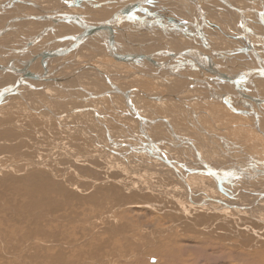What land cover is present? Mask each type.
Wrapping results in <instances>:
<instances>
[{
	"label": "bare ground",
	"instance_id": "1",
	"mask_svg": "<svg viewBox=\"0 0 264 264\" xmlns=\"http://www.w3.org/2000/svg\"><path fill=\"white\" fill-rule=\"evenodd\" d=\"M49 1L52 4L53 3H57V4L59 3L58 0H49ZM123 1L122 0H103V1H100V0H76L75 2H69V1L66 2L65 0H60L61 5H62V6L59 7L60 9L57 10V11H52V10L58 9V8H54L55 6L51 7V6H53L52 4H50L51 6L50 5H45V4H40L39 2H42V1H37V3H35V1L32 2L30 0H0V23L4 24L3 26H1L2 29H0V35H4L9 30H13V32H15V34H16V31H17V34L19 35V37L21 39L19 38L20 40L17 42V44L14 43V41L5 43V45L7 47H8V45H11V44L13 46L15 44L16 45L21 44V47H19V48H24L25 47V48H29V49H32V50H39L40 52H43V50L46 49V51L49 52V51H52L53 49L56 50L61 45H65L66 43L71 42V38L74 35L78 34L81 30H84L82 28V26L78 25L75 22H77L78 20H82V21H88V20H86L84 18L83 14H81L79 12V9H78V12L75 11V9H76V8H74L75 5H77L78 3L79 4L82 3V6L85 7L86 10H88L89 13H91V14H88L89 15L88 17H87V15H85V17H87V18H89L91 20H95L98 23L100 21L107 20L108 18H109L108 20L116 19L117 17H114V16H117L120 12H122V11L126 10L127 8H129L134 0H130V1H127V2H124V3H123ZM180 1H183V0H180ZM184 1L188 5V7H189V5L194 3L193 0H189V1L188 0L187 1L184 0ZM198 1L202 2V0H198ZM204 1L205 0H203V2ZM206 1H208V4L214 3V4L218 5V2H213V0H206ZM221 1L224 2V4L227 6L228 10L229 9L232 10L233 13L240 18V21L242 23V27H240L241 32L239 34H241V36H242V37H240L241 39L243 38L244 40H246V42H244L245 43L244 48L242 47L241 49H239V52H236V54L238 53L237 55H232L234 52L231 53V51H229V50H227V52H224V53L222 52L221 55H220L219 52H209L208 51V53L210 55H212V56H215L216 54L219 55V58L216 57L214 60H211V61H209L205 57H202L203 56L202 52H201L202 56H200V55L197 56L196 53H193L192 55L194 57H196L198 59H201V60H203L205 62V66H202V69H205V70L209 71V73H206V74L199 73L200 75L190 74V75H188V77L189 76H193V77H198V78H203L204 77V78H207V79L208 78H212V82L214 84H216L217 87H219V93L216 92L218 90H216V91L213 90L216 95L228 97V101L227 102L228 103L229 102L230 103L233 102L234 104L237 103L236 102L237 98L230 97V96L231 95H236L237 97L241 96L242 98L238 100L240 103H243V104L239 105L240 108L242 109V108L246 107V106H243V105L246 104V105H248V107H246V108L248 110L254 111L255 114H257V117L260 118V115L264 114V104L262 103V104L257 105V102H258V100L264 98V95H262V94L259 95L258 94V92H263V91H258V88L259 87L264 88V74H262V71L261 72H255L251 68L259 67L261 64H263L264 57L262 56L263 54H261V52L264 51V46L261 45V44L258 45L256 43V41H254L252 39V37L249 35L250 29H248L249 28L248 27V23L244 22V19L242 18L243 13H241V12H239V11L234 9V5H235L234 2H236L237 0H235V1H233V0H230V1L221 0ZM200 2H199V4H200ZM250 2H251L250 0H247V1L238 0L237 1V7L239 9H241V10L246 11V9H244V8L242 9L239 6H240V4H243V3L245 4V6H246V4L249 6L251 4ZM42 3H44V2H42ZM103 3H105V4H103ZM22 4H23V6L25 8L26 7H28V8H26V9L22 8ZM113 4H114V6H112ZM109 5L112 6V7H110V11H108L106 9V8H108ZM56 6H58V5H56ZM150 6H152V5H150ZM8 7L12 9L11 13H10V11H8L9 10ZM65 7H67V9H65ZM71 8H74V9H71ZM143 8L145 9V7H142L141 9H143ZM201 8L203 9V7H201ZM141 9H139L138 11H142ZM36 10L37 11L39 10L41 12L35 14ZM211 10H212V8L208 9L209 12H211ZM214 10H217V9H214ZM172 11H174V10H172ZM194 11H196V10H194ZM217 11L219 13V10H217ZM253 11L257 12V14H259V16L262 17V14L260 13L259 10L253 8ZM145 12L151 13L150 9L148 7L146 8ZM203 12L205 14V11H203ZM165 13H167V12H165ZM190 13L192 14V12H190ZM48 14H50V17L45 16V15H48ZM65 14H68V15L71 16L72 19H71L70 22L65 20L66 19L65 18ZM151 15H150L151 19L149 20L148 24H146L147 21L145 20L144 16H143L142 19H140L139 18L140 16H138L137 14H134L127 21H123V23H127V24L129 23L130 26H132V25L135 26L136 25L137 27L136 26L135 27L133 26V27H134V29L135 28L138 29V27H139L138 30H134L132 27L124 25V26H122L119 29V31H114V34H117L116 36H114V35L110 36V38H115L118 41L123 42L122 43V48L119 49V51L121 53H123V54H125L127 56H132V55H136V52H137V50L132 48V46L127 45L126 43H124L123 40L125 38V35H127L130 38L133 37L139 43H143L145 51L148 52V53H156V52L163 51L165 53V55L162 57V59H164V60L169 57V54L166 53L169 50L181 51V50L186 49V48H188V49L189 48H195L197 46L196 45L195 47H193L194 44H192L191 39L189 40V42H190L189 44L185 43L184 40H182V38H180L177 35L178 33L175 34V33L171 32L172 30L174 31V29H172V30L170 29L171 31H169V29H168L169 27H167V26L170 25L168 23V21H169L168 17L159 16V15H155L154 16V14H151ZM193 15H194V13H193ZM153 16L155 17V19L158 17L159 18V22H157V21L156 22L159 23V24L162 22V25H164V26L163 27L160 26L161 28L160 27L157 28L158 30H156L153 27H151V26L157 24L154 20H152ZM205 16H206V14H205ZM28 17L33 18V19H31L29 21L30 18H28ZM39 17H44V18H42L41 21L40 20L37 21V19H39ZM104 17H105V19H104ZM20 19H28L27 20V21H29L28 23L22 22V24H28L30 27L23 26L25 28H22V25L15 24ZM141 20L142 21L144 20L143 23H141ZM180 20H182V19H180ZM118 21H122V20L120 18H118ZM133 21H134V23H132ZM179 23H178V25H179ZM226 23L230 25L233 22H231V23L230 22H225V24ZM166 24H167V26H166ZM13 25H15V26H13ZM182 26H183V24H182ZM36 27H37V32H35V34H34V36L32 38H30L24 32V30H25L26 32H28L30 34V33H32L34 31V29ZM170 27H172V26L170 25ZM186 27H188V26L186 25ZM140 28H142L143 30H141ZM163 28L168 29V31H164ZM29 30H31V32ZM137 31H139L140 33L137 32ZM68 32H69V34H67ZM252 33L254 34V31ZM60 34H62L64 37L61 36L62 37L61 42H59L57 44V41L56 42L54 41L55 40V36H57V38H58V36H60ZM31 35H33V34H31ZM237 35H238V33H237ZM184 36H186V35H184ZM195 36H197V35H195ZM206 36H207V34H206ZM216 37L220 38L219 36H216ZM194 39H196V38H194ZM233 39H239V38L235 37ZM233 39L228 38V41L231 43L232 46H236L238 44V42L236 40H233ZM33 41H34V43L31 44L30 42H33ZM48 43H49V45H48ZM51 44H52V47H50ZM227 44H228V42H227ZM253 44L257 47V50L259 51V54L262 56V57L260 56L261 59H257V55L255 54L256 52H255L254 48L252 47V46H254ZM56 45H57V48L55 49L54 46H56ZM84 46H86V48H88V50L95 52L97 54V56L100 54L102 56L103 60H105L108 57H113L114 56L113 54H111V55L108 54L106 52L105 48L102 45L96 44L94 42L92 43V41H90L89 43L87 42ZM212 47H213V45H212ZM198 48H199V46H198ZM0 49H4V53H6V55H9V56H12V57H14V56L16 57L15 60L12 61V59L10 60L9 58L7 59V58H4V56L3 57L0 56L2 61H4V63H6V64L7 63H12V64H15L16 66L20 67V66H23L25 62H27L26 60L28 58L30 59L32 57L31 55H23V54H19L17 52H14L13 50L7 49V48L3 47V44L0 45ZM204 49H206V48L204 47ZM78 50H79L78 52H77V50H75V52L71 53L70 57H67L68 58V59H66L67 61L66 60L64 61L62 59L64 62L63 63L61 62L62 66L60 65V67L59 66L56 67L54 65V63L56 61L45 60L43 64H41V63L39 64L38 63V65L36 67H33V66L30 67L29 66L30 68L29 67L26 68V70L30 73V75H32L34 72L35 73L43 72V73L46 74L48 72H54L55 71V73H54L55 76L53 78V84H57L56 85L57 88H59V89L63 88L65 90V93H66L67 97H66V99L64 101H66V102H76L77 103L76 105L69 104V105H71V106H69L67 104L65 105V102H64L63 104L65 105V107L66 106L69 107V108L67 107V109L65 110V114L66 113L71 114V113H77V112L83 111L81 109L82 106L79 104L78 101H75V100H77V99L78 100H83V101H88V100H86V98L83 95H81L80 91L84 90L83 92H85L86 94L89 93L95 99L98 98L97 94H99V93L97 91L96 92L93 91L94 92L93 93L90 90H88L89 88L87 89L86 87L82 86L81 79L83 80V78L87 74H89L91 77L101 78V79H104L106 81V77H105V75L103 73H101V71L105 72V73L109 74L110 77H111V84L108 83L110 85V86L108 85L109 88L112 89V84H113V86L115 85V86L121 88V91H127L129 89L131 90V88H125L123 86H120L121 84L120 85L118 84V80H120V79H124L125 80V78L128 79V77L126 75H124V73L120 74V73L116 72V74H114V73L111 74L112 73V71H111L112 68L108 69V72L104 71L105 69H104V67L102 65L99 66L100 64L98 63L99 65L97 64V66H96L95 63H93V62H95V61H93L94 58H90L89 57L90 55L88 57H84V55L83 56L80 55L79 52H82L81 47ZM214 50H217V49H214ZM218 50H219V48H218ZM234 50L238 51V49L236 50V47H235ZM47 52H45L44 54H48ZM170 53H171L170 56H175L174 60L172 58L173 62L171 61L170 66L176 67L181 72H182L183 69L186 70L185 68H187L185 66H181V64L182 65L187 64L189 66V63L192 62L191 58H190V55H187V54H184V53H179V52H174V51L173 52L170 51ZM247 53H251V55L253 56V59H255V60H252L251 57L249 58ZM58 54H59V50H56L55 52H53L52 53L53 57L51 59L52 60L53 59H57V58H54V57H56ZM42 57H44V56H42ZM258 57H259V55H258ZM184 58L187 59L188 61H186ZM40 59L41 58H39V60ZM38 61L36 60V62H38ZM217 61H219V62H223L224 61V62L229 63V65H227V66L220 65V64L217 63ZM101 62H103V61H100V63ZM104 63L106 65L107 61L103 62V65H104ZM118 63H120V64L123 63L125 65V67L123 69H126V70H124V72H126L128 70L129 72H131V75H134V76H139L140 75V76H142L143 79L148 80L147 78H149V79L154 80V82L156 81L155 79H157V78L154 79L152 77H147V75H150L149 71L158 72L159 75H155V77L159 76L160 80H161V78L164 79L162 82H160V80H159V83L165 84V85H167L169 87L173 86V82H175L174 81L175 79H177V78L178 79L179 78L182 79L183 78L180 75H178L177 77L170 75V74L173 73V71H168V74H166L159 67H157V68L156 67H151L152 69L142 68V69H140V71H144L145 73H141L131 64H128V63L120 61V60H119ZM63 64H64V66H63ZM111 64H113V63H111ZM115 66L113 68H115ZM197 66L198 65H196V67ZM89 69L91 71H94V72L89 71ZM62 70H66V71H64L63 74L60 75L59 71H62ZM193 71H194V69H193ZM129 72H128V74H129ZM185 72H187V71H185ZM196 72H197V70H196ZM251 73H253V74H251ZM185 75H187V74H185ZM208 75H210V76H208ZM0 76L1 77L2 76H9L10 79H11V81H10V83H11L10 85L11 86L13 84H15V81L17 80V76H15L12 73L4 72V71L0 72ZM257 78H261V79H257ZM76 79L79 80V83L74 85L75 82H76ZM184 79H186V78H183V80ZM259 80H261L263 82V86H260L262 84L259 83ZM115 82H116V84H115ZM180 82L182 84V81H180ZM194 82H196L198 84H201V85L204 84V83L202 84V81H199V80L198 81L189 80L188 83H186V85L184 86V88H182V89L181 88H179V89L177 88V90H175L173 88L172 91H174V93H171L172 91L171 92L167 91L166 93L161 94V96H158V95H155V94H152V93L149 94V93L146 92L147 90L138 89V88H135L134 86H132V87H133L134 90H136L137 93H139V95H142L143 97L145 96V97L150 98L152 100L160 99V98L164 97V100H166L168 98H174L175 96H177L178 98H181L179 95H176V94H179V93H182V92H186V90L188 88H190V86H192ZM223 82H225L226 84L225 85L221 84ZM1 83H3V82H1ZM257 83H258V85H257ZM8 84H9V81L6 82V85H1L0 84V87L1 86L5 87ZM32 84H34V83H32ZM35 84L37 86L42 85V83H35ZM176 84H178V83H176ZM235 84H237L239 86V88L241 89L240 91H243L246 95L245 94L243 95V92L240 95L238 94L237 91L235 92V90L237 88L236 87H232V86H235ZM49 85H50L49 82L46 83V84H43L42 86L44 88H47V89H44V88L43 89L44 90H49V88H48ZM69 85H74L79 90L77 91L76 88L71 87ZM248 85H250V88L247 87ZM167 86H165V87H167ZM204 86H206V85H204ZM26 87H31V86L28 85V84L20 85L19 89H20L22 94L19 95V96L24 100V103H26V105L29 106V108L35 109L32 106V104L30 103V100H29V97H30L29 95H30L31 89L27 90ZM180 87H182V86H180ZM185 87H187V88H185ZM198 88H200V86H198V87L197 86L196 87L192 86L190 89L191 90H195V91L196 90H200ZM206 88L208 89L207 86H206ZM207 89H205V90H207ZM106 90L108 91L110 89L102 90L101 91L102 92L101 95H105V96L108 95L109 96L110 94H107ZM208 91H209V89H208ZM254 91H256L257 93L256 92L254 93ZM32 92L34 93V91H32ZM131 92H133V91H129L128 93L130 94ZM27 93H29V95ZM33 93H31V94H33ZM44 93H46V92L44 91ZM113 94L119 95L121 97H125L126 96V95H124L123 92L119 93V92L114 91V90L112 92V95ZM134 94H136V93H134ZM26 95H28V96H26ZM57 95H55V96H57ZM130 95L132 96V94H130ZM62 96H65V94L62 95ZM205 96H207V95H205ZM7 98L8 97H6V100H7ZM132 98H133V96H132ZM245 98H253V99H256L257 102L255 101V104L253 102V104H254L253 105V104H251L252 101L247 102ZM32 99H33V97H32ZM72 99H75V100H72ZM182 100H185V99L183 98ZM89 101H91V100H89ZM124 101H125V103L128 104L129 108H131V109L133 108V104L128 102L129 101L128 99H124ZM169 101L170 100H167L165 102H169ZM3 102H5V100ZM184 102H186V100ZM137 103L138 102H136V105L140 106ZM1 104H0V106H1ZM90 104H91V102H90ZM167 104H169V103H167ZM172 105H170V106L174 107V105L173 106ZM187 105H188V102H187ZM230 105H232V104H230ZM142 106H144V105H142ZM90 107L94 109L93 106H90ZM41 109H43V108H41ZM35 110H37V109H35ZM238 110H239V107H238ZM49 111L52 112V113H56L55 111H53L51 109ZM152 111L155 112V110H153V109H152ZM234 111H235V109H234ZM62 113H63L62 116L65 115L64 112H62ZM59 115H61V114H59ZM126 115H127V113H126ZM261 117L264 118V115H261ZM138 118L140 119V118H143V117L138 115ZM59 119L60 118H58V120ZM143 121H145V120H143ZM160 121H162V120H160ZM102 122L103 121H100V125L103 127V129L106 130L107 127ZM149 123H152V121H150ZM165 123L167 125L169 124V122H167L166 120H165ZM241 124H242V122H241ZM250 124H252V123H250ZM263 126H264V124H263ZM135 127H138V126H135ZM203 127L204 126H202L201 128L203 129ZM146 129H148V128H146ZM105 130H104V132H105ZM123 130H125V129H123ZM151 130L153 131L154 129H151ZM170 130H171L172 136H173V133H176V132H175V130H173L171 128H170ZM72 132H74V131H72ZM238 132H239V129H238ZM74 133H76V132H74ZM74 133H72V134H74ZM89 133H91V132H89ZM105 133H107V132H105ZM147 133L148 132L145 133V131H144V135L147 138H149L151 141L154 142V140L151 137H149V133H148V135H147ZM206 133L208 134L210 132H206ZM55 134H56V138L53 137V139L55 141L53 143L51 142L52 144L50 145V146H53V147H50V148L46 149V156H47L46 158L47 159H46V163L45 164H43L44 162H40V161L38 162L35 159H33V161H30V156H26V157L23 158V159H25L26 164H23L22 162H20L21 164L19 162L18 163L15 162L16 164L20 165L19 167L10 166L8 164L7 165H4V164L0 165V183L1 184H8L9 182H11V184H12L11 190H12V196H13L12 197L13 201H12V203L10 202V205H9V208L13 212H11V213L4 212L3 209H4L5 205L4 204H0V215L5 217V220H0V264H142L143 262L145 263L146 258L150 254H159V255H161L162 256L161 257L162 262L167 264V263L170 262V260L173 257H175V256L179 257L182 254V251L185 248L183 245H182V247L180 246L179 248H176V250H177L176 252H170V250H168L167 244L164 245V247H161V246H158V245H154V243H152V241L150 239L142 236L140 233H139L140 234V238H139L138 237V229L136 230L134 228H131L130 226L133 225V224L130 223L131 225L129 226V223H127L126 221H124V223H122L123 222L122 221L123 218H122V216L120 214L117 213V212H121V213L124 212L123 209L125 207H127V206H125V205H127L126 203H128L131 206L139 204L141 206V207L139 206L140 210H142L143 208H146L147 210H148V208H151L152 210H155L156 207L158 206L157 205V201H158L157 197L158 196H157V193H156V190H155L154 187H152L150 185H145V184H144L145 185L144 186L143 184H140L138 181L132 179L133 177L126 170V169H128L126 167H123V166H121L119 164H118L119 168H118L117 164L113 166L112 163H111L112 161L110 162V160H109V162H110V165H109L108 164L109 162H106V160L104 158L108 154L106 156H103L104 155L103 153H102L103 155H101L99 152L92 153V151H89V149H88V151H86L87 149L86 148L84 149L83 147H82V150L78 149V151L75 148L72 147L73 148V150H72L71 146L68 147L67 144L64 143V142H67V141L63 142V140H61L62 138L59 137L60 135H59L58 132H55ZM88 135H86V137ZM201 135H203V134L201 133ZM204 135H206V134H204ZM212 135H214V134L212 133ZM0 136H1V134H0ZM49 136H50V133H49ZM51 136H52V134H51ZM61 136H63V135L61 134ZM91 136H93V135H91ZM1 137H0V139H1ZM3 137H5V136H3ZM106 137H105L106 140L110 139V138H108L107 135H106ZM173 137L178 139L180 142L185 143V144L187 142L186 140H189V139L183 138L182 136H180L178 134L176 136H173ZM92 138H94V136ZM98 138L97 139L95 138L93 140H97L95 142H99ZM13 139H14V137H13ZM110 140H112V139H110ZM134 140H136V139H134ZM27 141H28V138H27ZM77 141H78L77 139H74V141H72L73 143H71V144L69 142H67V143H68V145H74V143H77ZM212 141H214V140H212ZM20 142H22V141H20ZM85 142H84V144H85ZM139 142H140V139H139ZM153 142L151 144H153ZM4 143L6 144L5 141H4ZM114 143H116V142H114ZM155 143H157V142H155ZM80 144H82V143H80ZM144 144L139 143V145H140L139 149H138V147L137 148L136 147H131V150L136 152V155H134L133 153L132 154L134 156H140V158H139L140 160H141L142 154L144 155L146 152L147 153L145 155H147V154H151L152 155V157H150V158H154V159L156 158V159H160V160L162 159L164 161V165L167 166L168 169H170V171L172 173H174L176 176H178L182 180L183 187H181L179 189H181L183 191H186V200L185 201L183 199H180L179 193L175 194L172 191L169 192L171 195L172 194L174 195L173 196L174 199H172L170 197L172 199L171 203L173 204V202H174L176 204V205H173V207L170 210H171V212L173 214L175 213L173 211H177L179 213L178 220L183 219V221H187V219H188L189 223H191V224H193L195 226H198L199 223H200V225H203L204 223H206L205 225H207V223L210 221L211 222V224H210L211 226L207 225L205 227H209L216 234L219 232V231L216 230V225H219L218 222H221L220 219H222L221 217L223 215L224 216H231L232 219H233V218H235L234 214L235 213H239V216L248 217V218L252 217L253 219L257 220V222H259V223L262 222L261 221L262 219L259 218V215H258L259 213L257 214V211L259 209H257V211H255V210L251 211L253 209V205H249V204L244 205V203H242V202H234V203H232V202H228L226 200H223V198L221 196H219V197L218 196H210L209 195L210 191L212 189H214L215 187L211 188L209 193H207L208 197L207 198L205 197L206 200H205V198L203 196L199 197V194L197 196L196 193L199 192V191L195 192V190H197V188L192 186V184L190 183L191 179L189 180V178L186 177L183 174L184 170L181 171L179 169V167L174 162H172V160L169 159V157L166 154V152H164L162 150L156 151L154 148L141 149V147L143 148L142 145H144ZM11 145H13V144H11ZM20 145H18V146H20ZM109 145H111V144H109ZM114 145H116V144H114ZM181 145H183V144H181ZM117 146H119V145L117 144ZM152 146H154V145H152ZM256 146L258 147L259 145L257 144ZM260 146H261V143H260ZM3 147H4V145H3ZM26 148L27 147H25L24 150H26ZM156 148H157V146H156ZM29 149H28V151H29ZM108 149H109V147H108ZM119 150L120 149L115 150L114 147L113 148L111 147L107 151H110L109 153H112L115 156H117V155L118 156H122L125 159V161H126V159H127V157L129 155L126 154V155H128L126 157V155L122 154L121 152H119ZM128 150H130V149H128ZM196 150L200 151L201 159H199V157H198L199 156V154H198L199 151L197 152ZM219 150L221 152H223L221 149H219ZM1 151H3V150H1ZM102 152H103V150H102ZM129 152H131V151H129ZM194 152L196 154V157H198V159L200 160L202 165L206 168V170L208 172L214 174L215 175V176L213 175L214 178H218V181H219L220 184H218V182L215 183V184H218V185L222 186L223 185V180L222 179L224 177L222 178V175H220L221 176L220 177L219 174H217V173H219V171L212 168V166H213L212 163H210L208 161L206 162L204 160L203 155L201 154L202 152L199 149V147H195ZM24 153H27V150ZM234 153H236V152L234 151ZM14 154H16V153H14ZM6 156H5V159L9 158L8 156L7 157ZM148 156H150V155H148ZM182 156H184V155H182ZM185 156H186V153H185ZM3 157H2V159L4 160ZM109 157H110V155H108L107 158H109ZM102 158H104V160L102 162H98V161H101ZM185 158H187V156ZM228 158H230V157H228ZM242 158H244V157H242ZM142 159H144V157ZM129 160H127V161H129ZM138 160H137V162H138ZM177 160H179V159H177ZM210 160H212V159H210ZM4 161H6V160H4ZM149 161L150 160H148V162ZM255 161H258L260 163L263 160L260 161L258 159H255ZM152 162H153V160H152ZM189 162H190V159H189ZM248 162H250V161H248ZM182 163H183V161H182ZM223 163H225V162H223ZM114 164H115V162H114ZM193 164H195V162ZM129 165H131V164H129ZM183 165H184V163H183ZM186 165L184 167H186ZM243 165H245V164L243 163ZM263 165H264V163H263ZM181 166H182V164H181ZM187 166H189V165H187ZM217 166H218V164H217ZM229 166H230V164H229ZM239 166L241 167L242 164L239 165ZM8 167H9V169H8ZM218 167H220V166H218ZM147 168H148V166H147ZM220 168L223 169L222 167H220ZM259 168H261L259 172L260 173H264V168H262V167H259ZM36 169H38V170H36ZM188 171H189V169H188ZM231 173H232V171H231ZM188 175H189V173H188ZM241 175L242 176H244V175L245 176H250V173L243 171L241 173ZM158 176H160V175H158ZM112 179H113V181H115V180L117 181V183L115 184V187H114L117 191L118 190L122 191V192L123 191H128V192H130V194L127 195V196L126 195L122 196V195H120L121 194L120 193V194L115 196L116 193H114V192L108 193L109 191H108L107 187L105 186V184L107 182H109L110 180H112ZM194 179H195V177H194ZM225 179H226V177H225ZM244 179H246V178H244ZM200 180H201V183H202V187L204 186L202 189H204L206 184H204V181H202V179H200ZM235 180H237V179H235ZM80 181L82 183L81 185H79ZM144 181H146V180H144ZM162 181H161V184H162ZM224 181H227V179L224 180ZM214 182H216V181H214ZM213 183L211 185H213ZM241 184H243V183H241ZM100 186H102V187H100ZM104 186L106 187L105 188L106 190L104 189ZM107 186H109V185H107ZM200 187H201V185H199V189H200ZM226 187H228V186H226ZM226 187H224L222 190H224ZM173 188H175V187L173 186ZM194 188H196V189H194ZM218 188L219 187H217V189ZM169 189H171V188H169ZM208 190H206V188H205V191H208ZM7 191L8 190H5L4 192H7ZM77 191H79V193ZM224 191H226V190H224ZM80 192H81V194H80ZM128 192H126V193H128ZM216 192H218V191H216ZM87 193H89V194L86 195ZM98 193H102V194L98 195ZM142 193L143 194L145 193L146 195H150V196H147L148 200H146V199L144 201L139 200L140 198H144ZM3 195H4V193H3ZM203 195H205L204 192H203ZM5 196L4 197L0 196V202H2L4 200L5 201L9 200L8 199L9 195L6 196V197ZM99 196L102 197V198L100 199ZM9 197H11V196H9ZM111 197H112V200H108V202L110 201V204H111V201H116V202L111 207H109L110 205L108 206L107 199H109ZM3 205H4V207H3ZM159 206H158V208H159ZM241 208L247 209V211L242 210ZM202 209L205 210V211H203ZM260 209H264V206L262 208L260 207ZM200 210H202L205 213L201 214ZM193 213H197L196 215L195 214L193 215V217H195V218H191V214H193ZM127 216H129V215H127ZM260 216H261V213H260ZM103 218H106L107 220H104ZM108 218H110V221H109ZM111 219H112L113 222H115L114 220L119 221V222H117L118 225H116V224L112 225L113 223L111 222ZM259 219H260V221H259ZM120 221H122V222H120ZM244 221H246L247 223H252V222H250L248 220H244ZM132 223H133V221H132ZM237 223L239 224V222H237ZM246 227L248 228L247 231L249 232L248 236H251V237L247 238V239H249V243H247L246 240H245L246 241L245 242V241H243V239H241L242 240L241 245H245V244L250 245V242L256 241L258 239L262 240V238H264V235H262V234H258L257 233L256 236L254 235V233H255L254 232V229H255L254 227H257V226L248 225ZM262 227H260V228L263 229ZM196 232H198V231H196ZM203 233H204L203 236L205 237L203 239L199 235H196L193 238L190 237L191 239H193L192 242H195L197 244H200V243L202 244V241L207 240L206 239V234H208L207 229ZM234 233H236V235H240L241 234L237 228L234 229ZM175 234H176V232H175ZM172 235H174V233ZM228 239L232 240V238H228ZM209 242H210V240H209ZM173 243H177V242L173 241ZM211 243H213V245H214V250L218 248L216 250V252L220 253L221 256L225 257V255L227 254V253H224V251L223 252L221 251V249H223V248H224V250H226V249L229 250L230 251V255L236 256V260L234 259L232 261V263H230V264H238V260L237 259H241V258L247 260V262L245 264H255L249 258L251 256V253L249 251H247L245 253H240V252L238 253V252H236V251H234V250H232L230 248H225L224 245L220 246L218 243H217L218 245L214 244L215 242H211ZM141 245H143V246H141ZM144 246H146V247L143 248ZM7 247H9V249H10V251H8V252H6L4 250ZM213 254L214 253H211L209 256L213 257ZM257 256L261 257L262 254L259 252V253H257ZM181 257H183V255ZM206 259H208L209 261H203V263H201V260L199 258L198 259L195 258V259L192 260V263L193 264L194 263L212 264V260L213 259H211L210 257H206ZM227 260H228V258H227ZM263 260H264V256L261 257L260 264L263 263ZM227 262L229 263V261H227ZM217 263H220V261H217Z\"/></svg>",
	"mask_w": 264,
	"mask_h": 264
},
{
	"label": "rangeland",
	"instance_id": "2",
	"mask_svg": "<svg viewBox=\"0 0 264 264\" xmlns=\"http://www.w3.org/2000/svg\"><path fill=\"white\" fill-rule=\"evenodd\" d=\"M30 1H32V2L35 1V3H37V1H42L44 3H42V2H39V3L45 4V5L52 4L49 0H30ZM65 1L66 2H68V1L69 2H75L76 0H74V1L65 0ZM100 1H103V0H100ZM127 1H130V0H124L123 3L127 2ZM173 1L172 0H163L162 6L164 8H159L157 6L158 2H156V3H154V5H152L150 7L147 6L150 9L151 13L145 12L146 8H147V7H145V9L143 8L144 10L141 9L142 11H138L136 14L138 16H140L139 17L140 19H142L144 16L146 21L151 19V17H150L151 14L168 17V20H169L168 23L172 26V27H170V25L167 26V24H166V26L169 27L168 28L169 31L174 29V31L172 30L171 32H173L175 34L178 33L177 34L178 36L185 37V38H182V40H184L185 43L189 44L190 43L189 40L191 39L192 44H194L193 47H195L197 45L196 46L197 48L199 46L200 49L201 48L204 49V46H203L200 38L198 36H195L196 34L192 35V34L197 32L195 30L194 22H192V19L188 16L189 13L192 12V14L194 13V15L196 17H199L198 18L200 20L199 22H204V27H205L204 31L206 30L205 35L207 34L206 37L208 38L210 43L213 45V47H212L213 50L217 49L216 52L221 51L223 53L227 52V50H229V51H231V53L234 52L232 55H237L238 53L236 54V52H239V49H241L242 47L244 48V45H245L244 42H246V40H244L243 38L241 39L240 37H242V36H241V34H239L241 32L240 27H242V23L240 21V18L237 15H235L232 10H230V9L228 10L227 6L221 0H213V2H218V5L214 4V3L208 4V1H206V0L204 2H203V0H202V2H200L198 0H193L194 3L189 5V7L184 0L183 1L176 0L177 2L175 1V3ZM245 1H247V0H245ZM250 1H251L250 2L251 4L249 6L247 4L245 6V4H244L245 2L243 4H240V6L239 5L238 6L242 9L243 8L246 9V11H244L245 13H243V15H242V18L244 19V22L248 23V27H249L248 29H250V31L248 30L249 35L252 37V39L254 41H256V43L258 45L261 44L264 46V32H263L264 31V20H263L264 19V3H263L264 0H250ZM58 2H59L58 4L53 3L52 4L53 6H51V5L50 6L51 7L55 6L54 8H59L62 5H61L60 0H58ZM199 2H200V4H199ZM56 5H58V6H56ZM193 5H195V7H197V6H200V7H198V10H197V9H194L195 7L193 8ZM112 6H114V4ZM112 6L109 5L108 8H106V9L108 11H110V7H112ZM201 7H203V9ZM223 7L224 8L226 7V8L224 9ZM22 8H25L23 6V4H22ZM26 8H28V7H26ZM74 8H76L75 11H77V12L79 9V12L81 14H83V16L86 20H88L90 22H95V24L99 23V22L97 23V21H95V20H91V19L87 18L89 16L88 14H91V13H89L88 10H86V8L82 6V3H80V4L78 3L77 5H75ZM74 8H71V9H74ZM210 8H212L211 12H209L210 10L208 11V9H210ZM253 8L259 10L260 13L262 14V17L259 16V14H257V12H254ZM65 9H67V7H65ZM214 9L219 10L220 14L218 13L217 10H214ZM172 10H174V11H172ZM194 10H196V11H194ZM8 11H10V13H11L12 9L9 8ZM203 11H205L206 16H205ZM40 12L41 11L36 10L35 14L40 13ZM165 12H167V13H165ZM85 15H87V17H85ZM104 19H105V17H104ZM180 19H182V20H180ZM27 20L28 19H20L15 24L22 25V28H25L23 26L30 27L28 24H22V22L28 23L29 21H27ZM186 20L188 21V23L185 22ZM143 21L141 20V23H143ZM191 22H192V24H191ZM225 22H230V23L233 22V23H231L229 25L227 23L225 24ZM132 23H134V21ZM178 23H179V25H178ZM182 24H183V26H182ZM3 25H4L3 23L2 24L0 23V29H2L1 26H3ZM186 25L188 27H186ZM13 26H15V25H13ZM133 26L134 25H132L131 27L134 29V27L136 25L134 27ZM151 27L158 30L157 28L160 27V24L157 23ZM138 29H139V27H138ZM138 29L135 28L134 30H138ZM140 29L143 30L142 28H140ZM168 29L163 28L164 31H168ZM29 31L31 32V30H29ZM34 31H36V30L34 29ZM189 31L192 33H189ZM253 31H254L255 35L252 33ZM24 32L26 34L28 33L25 30H24ZM137 32H139V31H137ZM6 33L4 35H0V41L3 44L6 42L14 41L11 38L14 37L15 32H13V30H9ZM12 33H14V34H12ZM237 33H238V35H237ZM16 34H17V31H16ZM16 34H15V36L18 38L19 35L17 34L18 35L17 36ZM67 34H69V32ZM184 35H186V36H184ZM215 35L219 36L221 39L216 37ZM61 36L64 37L62 34H60V36H58V38L60 37L59 39L57 38V36H55L54 41L55 42L57 41V44L59 42H61V39H62ZM235 37H237L239 39H233ZM194 38H196V39H194ZM228 38L236 40L238 42V44L236 46H232L231 43L228 41ZM15 41H14V43H15ZM227 42H228V44H227ZM48 45H49V43H48ZM10 46H12V47H10ZM15 46H16V44L14 46L12 44L8 45L10 50H12ZM50 47H52V44L50 45ZM54 47L56 49L57 45ZM232 47L234 49L236 47V50L238 49V51H235ZM218 48H219V50H218ZM81 49H82L83 53L81 52L80 54H83L84 57H88L90 55L89 56L90 58H94L93 61H95V62H93V63H95L96 66L99 63L100 65L99 64L98 65L99 66L102 65L105 68V70L112 68L111 74H113V73L116 74V72H118L120 74L124 73V75H126L128 77V79L125 78V80L124 79L118 80V84L119 85L121 84L120 86H123L125 88H131V90L129 89V91H133L134 93L137 94L136 95L133 92L130 93L133 96V101H134V105H135L132 108L133 110L131 108H129L128 104L125 103V101L123 100V99H128V97H126V96L121 97V96L115 95V94L112 95V92L110 93L109 90L108 91L106 90L110 94L109 96L108 95L107 96L101 95L102 90L111 89V88H109L110 85L104 79L97 78V77L94 78V77H91L89 74L85 75L83 80L81 79L82 86L86 87L87 89L89 88L88 90H90L91 92L97 91L99 94H97L98 98L95 99L89 93H87L88 94L87 95L85 92H83L84 91L83 90V91H80V93L88 101L78 100L77 98H76L77 100L72 99V100L78 101L79 104L82 106L81 109L83 111H80L81 113L77 112V113H71V114L66 113L65 114V110L68 107V106L65 107L66 104L67 105H69V104L76 105L77 103L64 101L67 97L65 90L63 88H61V89L57 88V86H56L57 84L49 83L50 85L48 86V88L50 91L44 90V89H47V88H44L43 90L42 89H33V90H31L30 95H29V93H27L30 96L29 97L30 103L37 110L29 108V106H27L26 103H24V100L19 95H11L10 97L7 98V100L5 99V102H3L0 106V134H1V136L2 135L5 136V137L0 136L2 139V140L0 139V149L2 148L1 150H3V151L0 150V155H1L0 156V165H3V164L7 165L8 164L10 166L19 167L20 165L16 164V163L22 162L23 164H26L25 159H23L26 156H30V161H33V159H35L38 162L39 161L44 162L43 164H45L46 159H47L46 158L47 157L46 156V149L53 147L50 145L55 141L53 139V137L56 138L55 132L59 133V135H60L59 137L62 138L61 140H63V142L67 141L71 144V143H73L72 141H74V139H77L78 141H77V143H74V145H68L67 142H64V143H66L68 147L71 146V148L72 147L75 148L77 151H78V149L82 150V147H83L84 149L85 148L87 149L86 151H88V149H89V151H92V153L99 152L101 155L104 154L103 156H106L108 154V155H110L109 158H107L108 155L106 157H104L106 162H109V160H110V162L112 161L111 163L113 166L116 164L117 165L119 164L123 167L128 168L126 170L133 177L132 179L138 181L140 184L150 185V186L155 188L157 196H158L157 199L159 201V202L157 201V205L158 206L160 205L159 208L156 205L157 207L155 210H152L151 208H148V210L146 208H143L142 209L143 211H142L139 209V206H140L139 204L131 206L128 203H126L127 205H125V206H127V207H125L123 209L124 212H122V213L117 212V213L120 214L123 218V220H122L123 222L122 221H120V222L124 223V221H126L127 223H129V226L131 224H133L130 226L131 228H134L136 230L138 229V237L139 238H140V234H141L142 236L150 239L152 241V243H154V245L164 247V245L167 244L168 250H170V252H176L177 251L176 248H179L180 246L182 247V245L185 247L182 251V254L179 257L174 255L175 257H173L170 260V262L167 264H193L192 260L195 258L196 259L199 258L201 260V263H203V261H209L208 259H206V257H210L211 259H213L212 264H220V263L221 264H227L228 263L227 261H229L228 264H230V263H232V261L234 259L236 260V256L230 255V251L227 249L224 250L223 247H222L223 249H221V251L222 252L224 251V253H227V254L225 255V257L221 256L220 253L216 252V250L218 248L214 250V245L211 242H215L214 244H216V245L219 244L220 246L224 245L225 248H230V249H232L238 253L239 252L245 253V252L249 251L251 253V256L249 257L250 260L252 262H254L255 264H260L261 257L264 256V238H262V240L258 239L256 241L250 242V245H247V244L241 245V243H242L241 239H243V241L246 240L247 243H249V239H247V238L251 237V236H248L249 232L247 231L248 228L246 227L248 225L257 226V227H254L255 228L254 229V232H255L254 235L255 236L257 235V233L264 235V209H260V207L262 208L264 206V173L259 172L261 169L259 167L264 168V165H263V163H264V152L263 151L264 150L263 151L261 150V149H264V143H263L264 142V134H263L264 133V126H263L264 118L261 117V115H264V114H261L260 118H258L257 114H255L254 111L248 110L246 108V107H248V105H246V104L243 105L246 107L241 109L239 105L243 104V103H240L238 101L239 99L236 100V102H237L236 104H234L233 102L228 103L227 101H222L220 99H216V97L214 98V96L209 94L208 89L206 88V86H204L205 84L202 83L203 85H201V84H198L196 82H194L192 86L193 87L200 86V88H198L200 90H196V91L191 90L190 88L192 86H190V88H188L186 90V92H182L179 94L175 93L176 95H179L182 99L184 98L186 100V102H184L185 100H182L181 98H178L177 96H175L174 98H168L166 100H164V97H162L160 99H154V100L147 98L145 96L143 97L142 95H139V93H137L136 90H134L132 86H134L135 88L147 90L146 92L149 94L152 93V94L161 96V94H164L167 91L171 92L173 90V88L175 90H177V88L178 89L184 88V86L186 85V83H188L189 80L188 79L183 80V78L182 79L177 78L174 81L178 84L173 82V86L169 87L165 84L159 83V80H160L159 76L155 77V75H153V76L151 75V73L155 72V71H149L151 76L147 75V77H152L154 79L157 78V79H155L156 80L155 81L156 83H155L154 80H152V79L147 78L148 80H146V79H143L142 76H140V75L139 76L131 75V72H129L128 70L126 72H124V70H126V69H123L125 67V65L123 63L122 64L118 63L119 60L114 58L115 56L114 57H108L105 60H103V58L100 54L97 56V54L95 52L88 50V48H86V46H82ZM204 50H206V49H204ZM36 51H39V50H36ZM78 51L79 50H77V52ZM208 51L214 52L215 50L210 51L209 49H207L206 52H208ZM49 52H51V51H49ZM3 53H4V49H0V56L1 57L4 56V58H7V59L9 58L10 60L12 59V61L15 60V58H16L15 56L12 57V56H9V55H6L5 53L3 54ZM261 54H263L262 56L264 57V51L261 52ZM46 55H48V54H46ZM247 55L249 58L251 57L252 60H255V59H253V56L251 55V53H247ZM67 57H70V55H68ZM43 58L44 57L41 58L42 60L37 59V61L39 60L40 62L39 61L36 62V60H34L36 63L33 61L30 65V67H32V66L36 67L38 65V63L43 64L45 61V60H43ZM28 60H29V58L27 59V61ZM63 60L62 61L60 60V61L63 63ZM185 60L188 61L187 59H185ZM100 61H103V62L107 61V64L105 65V63H104V65H103V62L100 63ZM61 62L59 63L58 66L62 65ZM0 63L3 64L4 61H2V59H1ZM111 63H113V64H111ZM217 63L220 65H224V66L229 65V63L224 62V61L223 62L217 61ZM114 66H115V68H113ZM181 66H182V64H181ZM186 67H187V68H185L186 70H184V69L182 70L183 74L200 75L199 74L200 72H198V71L196 72V70L193 71V69H191L189 66H186ZM64 71H66V70L59 71V74L60 75L63 74ZM89 71H91V70L89 69ZM185 71H187V72H185ZM91 72H94V71H91ZM128 72H129V74H128ZM155 73H158V72H155ZM251 74H253V73H251ZM257 79H261V78H257ZM163 80L164 79L161 78L160 82H162ZM179 80L182 81V84ZM185 80L186 81L188 80V81L186 82ZM8 81H9L8 85H10L11 79L9 76H2L0 78V84L1 85H6V82H8ZM1 82H3V83H1ZM32 83L35 84L38 82H32ZM259 83L262 84L260 86H263V82L261 80H259ZM221 84L225 85L226 83L223 82ZM164 85L167 86L168 88L165 87ZM179 85L182 87H180ZM209 85H210V87L213 88L214 91L218 90L216 92L219 93V87H217L216 84H214L211 80H209ZM257 85H258V83H257ZM2 87H4V86H1L0 88H2ZM232 87H235V86H232ZM247 87L250 88V85H248ZM30 88L31 87H28L29 90H30ZM74 88H76V87H74ZM185 88H187V87H185ZM204 88L207 90H205ZM76 89H77V91L79 90L78 88H76ZM32 91H34V93ZM44 91L46 93H44ZM258 91H263V92H258V93H260V94L263 93V95H264V88L259 87ZM100 92H101V94H100ZM255 92L256 91H254V93ZM31 93H33V94H31ZM171 93H174V91H172ZM61 94L62 95L65 94V96H62ZM204 94L207 96H205ZM28 95H26V96H28ZM55 95H57V96H55ZM32 97H33V99H32ZM89 100H91V101H89ZM167 100H170V101L165 102ZM64 102H65V105L63 104ZM90 102H91V104H90ZM136 102H138L137 104L140 106H137ZM187 102H188V105H187ZM253 102L255 104V100L252 101V104H253ZM167 103H169V104H167ZM172 104L174 105V107L170 106ZM230 104H232V105H230ZM142 105H144V106H142ZM69 106H71V105H69ZM90 106H93L94 109L91 108ZM237 106L239 107V110H238ZM41 108H43V109H41ZM50 109L55 111L56 113L50 112L49 111ZM152 109L155 110V112H153ZM234 109H235V111H234ZM62 112H64L65 115L62 116V114H63ZM126 113H127V115H126ZM59 114H61V115H59ZM138 115H140L143 118L139 119ZM57 117L60 119L58 120ZM143 120H145V121H143ZM160 120H162V121H160ZM165 120L167 122H169L168 125L165 123ZM100 121H103L102 123H104L106 125V127H107L106 130L103 129V127L100 125ZM150 121H152V123H149ZM241 122H242V124H241ZM250 123H252V124H250ZM135 126H138V127H135ZM202 126H204L203 129L201 128ZM122 128L125 130H123ZM146 128H148L149 130ZM170 128L175 130V132H176V133H173V136H176L178 134V135L182 136L183 138H186V139L189 138L192 141H194L195 143L197 142L196 145L201 150V152H202L201 154L203 155L204 160L206 162L208 161V162L212 163L213 164L212 168L219 171V173H217V174H219V176L222 175V178L224 177L222 179L223 180L222 186L218 185V184H220L218 181V178H214L213 177L214 174L208 172L206 170V168L202 165V163L200 162L198 157H196L194 149L191 147V145L188 142H186V144H185L183 142H180L178 139L174 138L172 136V132H171ZM151 129H154L155 131L154 130L152 131ZM238 129H239V132H238ZM104 130L107 133H105ZM72 131H74L76 133H74ZM144 131H145V133L146 132L149 133V137H151L154 140V142L151 141L149 138H147L144 135ZM89 132H91V133H89ZM206 132H210V133L207 134ZM211 132L214 135H212ZM49 133H50V136L52 134L51 137L49 136ZM72 133H74V134H72ZM148 133H147V135H148ZM201 133L202 134L205 133L206 135L205 136L201 135ZM61 134L63 136H61ZM86 135H88V136L86 137ZM91 135H93L94 138H92L93 136H91ZM106 135L108 136V138H110L112 140H110V139L106 140V138H107ZM13 137L15 140L13 139ZM132 137L136 140H134ZM27 138H28V141H27ZM95 138L96 139L98 138L99 142H95V141H97V140H93ZM139 139H140V142H139ZM212 140H214V141H212ZM4 141L6 142V144L4 143ZM20 141H22V142H20ZM113 141L116 143H114ZM84 142H85V144H84ZM152 142H153V144H151ZM155 142H157L158 144ZM80 143H82V144H80ZM139 143H142V144L145 143L144 145H142L143 148L141 147V149L154 148L156 151L162 150V151L166 152L169 159L172 160V162H174L179 167V169L181 171L184 170L183 174L186 177H188L189 180L191 179L190 183L192 184L193 187L197 188V190H195V192L199 191L196 193L197 196L199 194V197L203 196L204 198L205 197L207 198L208 197L207 193H209L211 188L215 187L217 189V187H219L217 190L215 188L212 189L210 191L211 194L209 193V195L210 196H218V197L221 196L223 198V200H226V201L232 202V203L242 202V203H244V205H246V204L253 205V209L251 211H254V210L257 211V209H259L257 211V214L259 213L258 215H259V218L262 219L261 220L262 222L259 223V222H257V220L253 219L252 217L248 218V217L239 216V213L234 214L235 218H233V219L235 221L232 219L231 216H224L223 215L221 217L222 219H220L221 222H218L219 225H216V230L219 231L216 234L209 227H205L207 225L211 226L210 221L207 223V225H205L206 223H204L203 225H200V223H199L198 226H195V225L189 223L188 219H187V221H183V219L178 220L179 213L177 211H173V212H175L173 214L170 210L173 207V205H176V204L174 202H173V204L171 203L172 199H174L173 198L174 195L173 194L171 195L169 192L172 191L175 194L179 193L180 199H183L185 201L186 200V191L179 189V188L183 187L182 180L178 176H176L174 173H172L170 171V169H168L167 166L164 165V161L162 159L160 160V159H156V158L155 159L150 158V157H152V155L151 154L145 155L147 152L146 153L144 152L145 156L142 154L141 160L139 159L140 156H134V155H136V152L132 151L131 147H136V148L138 147V149H139L140 148ZM260 143H261V146H260ZM11 144H13V145H11ZM109 144H111V145H109ZM114 144H116V145H114ZM117 144L119 146H117ZM181 144H183V145H181ZM257 144L259 145L258 147L256 146ZM3 145H4V147H3ZM18 145H20V146H18ZM152 145H154V146H152ZM156 146H157V148H156ZM25 147H27L26 148L27 153H24V152H26V150H24ZM108 147H109V149L111 147L112 148L114 147L115 150L120 149L119 152H121L122 154H125V155L128 154L129 156L126 155V157L127 156L128 157L125 161V159L122 156H118V155L115 156L114 154L109 153L110 151H107V150H109ZM73 148H72V150H73ZM28 149H29V151H28ZM128 149H130V150H128ZM219 149H221L223 152H221ZM252 149L254 151H252ZM102 150H103V152H102ZM224 150H226V151H224ZM129 151H131V152H129ZM234 151L236 153H234ZM14 153H16V154H14ZM185 153H186L187 158H185L186 157ZM253 154H261V157L259 155H253ZM6 155L9 158L5 159ZM148 155H150V156H148ZM182 155H184L185 157ZM2 157L6 161H4L2 159ZM143 157H144V159H142ZM228 157H230V158H228ZM242 157H244V158H242ZM104 158H102L101 161H98V160L97 161L102 162L104 160ZM177 159H179V160H177ZM189 159H190V162H189ZM210 159H212V160H210ZM228 159L229 160L231 159V160L229 161ZM255 159H258L260 161L263 160V161L259 163L258 161H255ZM127 160H129V161H127ZM137 160H138V162H137ZM148 160H150V161L148 162ZM152 160H153V162H152ZM182 161H183L184 165H183ZM248 161H250L251 163ZM110 162L108 163L109 165H110ZM114 162H115V164H114ZM194 162H195V164H193ZM223 162H225V163H223ZM243 163L245 165H243ZM129 164H131V165H129ZM181 164H182V166H181ZM186 164L189 166H187ZM217 164H218V166L222 167L223 169L218 167ZM229 164H230V166H229ZM241 164H242V166L240 167L239 165H241ZM119 165H118V168H119ZM185 165H186V167H184ZM147 166H148V168H147ZM8 169H9V167H8ZM188 169H189V171H188ZM36 170H38V169H36ZM231 171H232V173H231ZM243 171L249 172L250 176H245V175L242 176L241 173ZM188 173H189V175H188ZM158 175H160V176H158ZM194 177H195V179H194ZM225 177H226L227 181H224V180H226ZM244 178H246V179H244ZM200 179H202V181H204V184H206L205 188H206V190L209 189L208 191H205V188L202 189L204 186L202 187V183H201ZM235 179H237L238 181ZM144 180H146V181H144ZM161 181H162V184H161ZM214 181H216V182H214ZM109 182L106 183L109 186H107L105 184V186L107 187V189L109 191L108 193L114 192V193H116L115 196L120 194V193H121L120 195H122V196L123 195L127 196L130 194V192H128V191H123L124 193L122 191H119V190L117 191L114 188L115 184L117 183L116 180L113 181V179H112ZM217 182H218V184H215ZM79 183H78L79 185L82 184L81 181ZM212 183H213V185H211ZM241 183H243V184H241ZM199 185H201V187H200L201 190L199 189ZM105 186H104V189L106 188ZM173 186L175 188H173ZM226 186H228V187H226ZM100 187H102V186H100ZM224 187H226L224 189L226 191L222 190ZM11 188H12L11 182H9L8 184H1L0 183V196L1 197H4L5 195L11 196V197L8 196L9 200H7V201L4 200V201L0 202V204L5 205V207L3 205V207H4L3 210H4V212H7V213L13 212L9 208L10 202L12 203V201H13ZM169 188H171V189H169ZM196 188H194V189H196ZM5 190H8V191L4 192ZM202 191L204 192L205 195H203ZM216 191H218V192H216ZM77 192L79 193V191H77ZM126 192H128V193H126ZM3 193H4V195H3ZM80 194H81V192H80ZM88 194L89 193H87L86 195H88ZM101 194L102 193H98V195H101ZM143 196H144V198H140L139 200H141V201H144L145 199L148 200L147 196H150V195H146L144 193ZM99 198L101 199L102 197L99 196ZM206 198H205V200H206ZM108 200H112V197L107 199V204H108V206L110 205L109 207H111L116 202V201H111V204H110V201L108 202ZM241 209L247 211V209H243V208H241ZM202 210H200V213L201 214L205 213V212H203L205 210H203V211ZM197 213L191 214V218H195V217H193V215L194 214L196 215ZM260 213H261V216H260ZM127 215H129V216H127ZM103 219L107 220L106 218H103ZM108 219L110 221V218H108ZM260 219H259V221H260ZM0 220H5V217L1 216ZM244 220H248L252 223H247ZM114 221L115 222H113L111 219V222L113 224L111 222L110 223L112 225H114V224L118 225L117 222H119V221H117V220H114ZM132 221H133V223H132ZM237 222H239V224ZM204 227L207 229V232H208V234H206V239L208 241L204 240L205 242L202 241V244L201 243L197 244L195 242H192L193 239H191L190 237L193 238L196 235H199L200 237H202V239L205 238L203 236V234H204L203 232L206 231V229ZM260 227H262L263 229H261ZM236 228L241 233L240 235H236V233H234V229H236ZM196 231H198L199 233ZM175 232L177 235L175 234ZM173 233H174V235H172ZM228 238H232L233 241L231 239H228ZM209 240H210V242H209ZM173 241H175L177 243H173ZM141 246H143V245H141ZM145 247L146 246H144L143 248H145ZM4 250L6 252L10 251L9 247L5 248ZM259 252L262 254L261 257L257 256V253H259ZM211 253H214L213 257L209 256ZM182 255H183V257H181ZM161 257L162 256L159 254H150L146 258L145 263L143 262L142 264H166V263L162 262ZM227 258H228V260H227ZM237 260H238V264H245L247 262V260L243 259V258L237 259ZM217 261H220V263H217ZM201 263H194V264H201ZM262 264H264V260H263Z\"/></svg>",
	"mask_w": 264,
	"mask_h": 264
},
{
	"label": "water",
	"instance_id": "3",
	"mask_svg": "<svg viewBox=\"0 0 264 264\" xmlns=\"http://www.w3.org/2000/svg\"><path fill=\"white\" fill-rule=\"evenodd\" d=\"M71 1H74V0H71ZM162 1L163 0H134L129 8H127L126 10L120 12L117 16H114V17H117L116 19L108 20L109 19L108 18L107 19L108 21L107 20L100 21L98 24H95V22L78 20L75 23H77L78 25L82 26V28L84 30H81L78 34L74 35L71 38V42L66 43L65 45H61L59 48L56 49V50H59V54L56 57H54V58H57V59H53V60L51 59L53 57L52 53L55 52L56 50H52L51 52H47L48 55H46V54H44L43 52H40V51L32 50V49L25 48V47L24 48H15L16 47L15 46L12 49L14 52H17V53L23 54V55H31L32 57L28 61L26 60L27 62H25L24 65L20 66V67L16 66L15 64H12V63L0 64V72L4 71V72L12 73L15 76H17V80L15 81V84H13L12 86L9 85V86L0 88V104L6 99V97H9L11 95H21L22 93H21V91L19 89L20 85L28 84V85L31 86V88H32L31 90H33V89H43L44 87L42 85L46 84L48 82L49 83H53V78L55 76L54 75L55 71L54 72H48L46 74L43 73V72H37V73L34 72L33 73L34 75L33 74L30 75V73L26 70V68H28L34 60H37L39 58H42V56H44L43 60L60 61V59L66 58L68 55H70L71 53L75 52V50L80 49V47L84 46L87 42L89 43L90 41H92V43L94 42L96 44L102 45L105 48V50H106V52L108 54L111 55V54L114 53L115 54V57L113 56L114 58H116L117 60H120V61H123V62H126L128 64L133 65L141 73H145V72L144 71H140V69H142V68L152 69L151 67H156V68L159 67L166 74H168V71H173L172 74L169 73L172 76L180 75L183 78H186V79H189V80L202 81V83H204L208 87V89H209L208 92H209L210 95L214 96V98L216 97V99H220L222 101H228V97L217 96L214 93L212 87H210V85H209V79L212 81V78H208V80H207V78H204V77L203 78H198V77H193V76H189L188 77V75L183 74L176 67L170 66L171 61L173 62V60L175 58V56H170V54H171L170 51H172V52L174 51V52H179V53H184V54L190 55V58H191V61H192L191 63H189L190 68L194 69V70H197L198 72H200L202 74L209 73V71H207L205 69H202V66H205V62L203 60H201V59H198V58L194 57L192 55L193 53H196L197 56L198 55L202 56L201 55V52H202L203 53L202 57L207 58L209 61L214 60L216 57L219 58V55H217V54L215 56H212L208 52H206L207 49L213 51V48H212V45H211L210 41L208 40V38L204 34L205 33L204 32V22H199L200 20L195 15L190 14V13L188 15L192 19V22H194L195 29L197 31L196 33H194L192 35L196 34L200 38V40L202 41V44L206 48V50H204L202 48L200 49V48H197V47L189 48V49L186 48V49H183L181 51L169 50V51L166 52L167 54H169V57L164 60V59H162V57L165 55V53L163 51L156 52V53H148V52L145 51L143 43H139L133 37L130 38L127 35H125V38L123 40L124 43H126L127 45L132 46V48L137 50L136 55L127 56V55H125V54H123V53H121L119 51V49L122 48V43L123 42H120V41H118L115 38H110L111 35L116 36L117 34H114V31H119V29L122 26H124V25L130 26L129 23L128 24L127 23H123V21H127L130 17H132L134 14H136L138 12V10L141 9L142 7H147V6L150 7V5H154V3L158 2L157 6L159 8H164L162 6V3H163ZM175 1L176 0H174L173 2L175 3ZM225 1H230V0H225ZM233 1H235V0H233ZM237 1L235 2L234 9L239 11V12H241V13H244V10H241V9H239L237 7ZM105 3H103V4H105ZM193 7H195V5H193ZM198 7H200V6H197L194 9L198 10ZM59 9L60 8L54 9L52 11H57ZM45 16L50 17V14L45 15ZM154 16H153L152 20H154L155 22L156 21L159 22V18L157 17L155 19ZM28 18H30V17H28ZM42 18H44V17H39V19H37V21L38 20L41 21ZM65 18H66L65 20H67L68 22H70L71 19H72L71 16L68 15V14H65ZM118 18H120L122 21H118ZM31 19H33V18H30L29 21ZM147 22H149V20ZM192 22H191V24H192ZM186 23H188V21H186ZM160 26L161 27L164 26V25H162V22L160 23ZM189 33H192V32L189 31ZM34 41L30 42V43L32 44V43H34ZM3 47H5L7 49H10L6 45H3ZM10 47H12V46H10ZM252 47L254 48V50L256 52L255 54L257 55V59H261L260 58L261 55L259 54V51L257 50V47L255 45L252 46ZM214 52H216V50ZM219 53H220V55L222 54L221 51H219ZM258 55H259V57H258ZM172 58H173V60H172ZM196 65H198V66L196 67ZM63 66H64V64H63ZM182 66L186 67L188 65L185 64V65H182ZM251 69L253 71H255V72L264 71V62L259 67H253ZM101 73H103L105 75L106 82L111 84L110 75L105 73V72H102V71H101ZM151 75H159V74L155 73V72H152ZM208 76H210V75H208ZM32 82L42 83V85L37 86V85L32 84ZM235 87L238 89V90L236 89L235 92L237 91L239 95L242 94L243 91H240L239 86L237 84H235ZM113 90L117 91L119 93L123 92L124 95H126L128 97V100H129L128 102H130L131 104H133V106H135L132 96L128 93L129 90H127L128 92L127 91H121V88H119V87H117L115 85L113 86V84H112V89H110L109 92L111 93V92H113ZM107 94H109V93L107 92ZM244 94L245 93L243 92V95ZM230 97H234V98H237V99H241L242 98L241 96L237 97L236 95H231ZM245 99H246L247 102L254 101V100L256 101V99H253V98H245ZM258 102H257V105L264 103V98L258 100ZM186 141L192 146V148L195 149V147H198L196 145V143H194L191 139L186 140ZM198 154H199V156H198L199 159H201L200 151L198 152Z\"/></svg>",
	"mask_w": 264,
	"mask_h": 264
},
{
	"label": "crops",
	"instance_id": "4",
	"mask_svg": "<svg viewBox=\"0 0 264 264\" xmlns=\"http://www.w3.org/2000/svg\"><path fill=\"white\" fill-rule=\"evenodd\" d=\"M146 24H148V22H147ZM35 30H36V31H33V32L30 33V34L27 33V35L30 36V38H32V37L34 36L35 32H37V27L35 28ZM12 34H14V33H12ZM31 34H33V35H31ZM15 37H16V36H15V34H14V37H12L11 39L14 40V41L16 40L15 43L17 44V41H19L21 38H20V37H18V38L16 37V38H15ZM179 37H180V38H184L183 36H179ZM19 38H20V39H19ZM6 43H7V42H6ZM2 44H3V43L0 41V45H2ZM3 45H5V43H4ZM18 46L21 47V44L16 45L15 48H19ZM45 52H47L46 49L43 50V53H45ZM79 53H81V52H79ZM5 54H6V53H5ZM73 55H74V54H73ZM80 55L82 56L83 54H80ZM113 55L115 56L114 53H113ZM19 58H20V57H19ZM66 59H68V58H67V57L64 58V61H65ZM41 60H42V59H41ZM60 60H62V59H60ZM64 61H63V62H64ZM39 62H40V61H39ZM60 62H61V61H56V62L54 63V65H55V66H58ZM104 69H105V68H104ZM106 70H107V72H108V69H106ZM106 70H104V71H106ZM78 83H79V80L76 79V82H75L74 85H76V84H78ZM115 84H116V83H115ZM74 85H69V86H71V87H75ZM124 86H125V85H124ZM137 87H138V86H137ZM26 88L28 89V87H26ZM30 89H31V88H30ZM138 89H140V88H138ZM77 93H78V92H77ZM258 94L260 95V93H258ZM262 95H263V93H262ZM204 134H205V133H203V135H204ZM204 136H205V135H204ZM263 150H264V149H262V151H263ZM224 151H226V150H224ZM252 151H254V150L252 149ZM254 153H255V152H254ZM253 155H255V154H253ZM256 155H259V156L261 157V154H256Z\"/></svg>",
	"mask_w": 264,
	"mask_h": 264
},
{
	"label": "snow or ice",
	"instance_id": "5",
	"mask_svg": "<svg viewBox=\"0 0 264 264\" xmlns=\"http://www.w3.org/2000/svg\"><path fill=\"white\" fill-rule=\"evenodd\" d=\"M262 74H264V71H262Z\"/></svg>",
	"mask_w": 264,
	"mask_h": 264
}]
</instances>
